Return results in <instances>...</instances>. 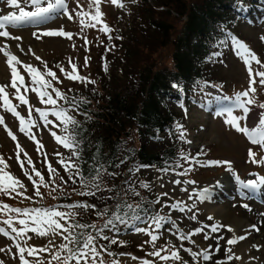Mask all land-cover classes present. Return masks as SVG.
I'll use <instances>...</instances> for the list:
<instances>
[{
	"label": "rangeland",
	"instance_id": "1",
	"mask_svg": "<svg viewBox=\"0 0 264 264\" xmlns=\"http://www.w3.org/2000/svg\"><path fill=\"white\" fill-rule=\"evenodd\" d=\"M66 2L69 5V11L72 12L74 16L73 20L70 21L61 14L45 24L22 25L18 28H10V34L13 36H20L22 40L16 41L0 38V46L8 44V50L21 61L32 64L41 71L44 70L45 64L48 68L55 71L61 83L53 81V85L61 91L67 99L72 93L79 92V94H81L83 91H87L94 86L99 87L97 79L102 78L103 75L107 76L110 70L119 78L122 76L119 73L120 64L116 62L118 59L115 56L121 51L118 49L122 42L126 44L125 39L127 37L129 41L130 37L132 40L135 39L134 33L137 31V27L134 26L130 28L132 23L129 21L138 14V11L135 8L137 7V2L135 3L133 0H121L125 5L123 8L112 5L111 0H103L101 10L104 13V22L111 29L109 33L105 34L99 31L101 25H97L96 28H82L79 19L75 17V11L80 10V8H77V4H79L83 10L91 11L88 7L89 0H66ZM187 2L189 3V1ZM22 6H24L23 0ZM26 10L33 9L26 7ZM247 10H249L248 14L246 13ZM13 11L18 10L9 7L7 0H0V16L9 14ZM255 11L256 13L253 14L251 7L245 8V11L241 14V18L236 17L234 26L227 28L231 30V32H225L226 36L223 39L225 43L222 44L224 47L222 45L217 46L214 50V57L203 63L200 75L202 81H200L199 78V80L195 82L198 84L199 88L193 86L189 94L185 92L179 93V96L176 98L178 99V103L171 101L170 108L176 113L175 116L177 119V123L173 126L172 130L178 138L180 150L173 159V162L167 165V169H157L155 167L142 165L134 167L136 168L135 171L138 174L137 179L139 182L148 184V190L154 191L157 196L156 200H154L155 210L151 213L150 218L146 215L144 216L146 219L143 217L132 219L128 223H124L123 226L119 225L114 230L110 227L107 234L112 236V239L118 241L115 245L116 247L123 249L109 251L113 253V255H109L108 252L102 251L96 260V264H99L101 259L104 261V264L107 260L110 262L108 264H112L114 260L118 261L119 264H139L140 260H149L152 264H183V262H187V264H215L216 261H224L225 264H236L234 261L228 259L229 255L233 257L236 254V250L233 249L231 245L227 244V240L229 239L227 226L220 222L216 223L213 216L214 214L210 210L211 208L216 210L227 208L230 214L245 222L247 230L244 236L247 238L241 241H246L247 244H245V247H251L253 245L251 250L248 249V253L251 252V257L249 258L250 262L251 264H264L261 253L264 249V226L259 228V231L252 228L253 225H255L256 228H258L259 224L264 225V208L259 209L250 206L245 208L240 204L241 201H238L236 198L231 201L233 197L222 199L221 197H224L226 193L232 194L228 188L225 190L222 186H215L216 195L213 194V196H209V190L208 198L203 201L195 195V193L203 189H213V187H208V185H213L214 182L221 181L224 186H227L229 183H232V180H235L233 174L226 170V166H201L206 161H231L234 173L239 175L241 180L243 177L256 178L257 174H261V176L264 175V164H253L249 162L248 157L250 148L257 153V159L264 157V151H261L259 146L252 145L244 134L237 132L235 129L225 124V117L216 115L217 109H212L213 113H210L211 110L207 109L205 106L207 104L211 105L212 102L218 103L217 94L232 97L236 93L248 89L249 75L243 61L233 50V38L245 43L250 50L258 56L261 62L264 63V41L261 40V37L264 36V5L257 4ZM167 21L170 26H172V29L168 31L171 33L169 38L173 39L179 31L183 19L181 17L178 19L175 18L173 12L170 11ZM60 29L72 33L73 38L69 40L64 37L41 36L37 39L36 36L33 35V33L38 34L45 30ZM85 38L88 41L87 44H85ZM170 39L164 46H158L155 52L150 53L151 55L149 54V56H151L150 62L155 69L162 67H165L167 70L172 69L170 54L173 51V43L170 42ZM17 44H19V48ZM21 49H23V51H21ZM29 49H31V51H29ZM217 53H219V55H216ZM36 56H39L41 60H36ZM86 57L88 59L87 66H85ZM41 61L43 63H41ZM69 61H71V64L77 66L80 75L94 83H81L79 81L74 82L66 79L57 65L63 67L65 71L71 72L72 67ZM17 67L20 74L25 77V82L28 83V74L22 67ZM257 68L258 66L253 64V70L255 71ZM10 81L11 75L7 67L6 57L3 53H0V85H9L7 92L11 98L15 94V90L10 87ZM205 85H216L217 87ZM255 87L257 91L254 94V98L257 104L264 103V86H260L258 78ZM21 91L23 92V89ZM49 91L51 92V89H49ZM26 95L33 109L32 119L36 123V127L32 131L35 134L36 140L43 145L39 151H37L36 144L32 140L19 132V123L16 118L3 109H0V116L4 117L8 128L17 137L16 142L21 145L28 154V157L32 159L36 169L41 171L45 177L46 183H48V187H42L40 189L43 194V199L34 195L32 183L27 179L24 175V171H22L17 163L16 142L8 136L4 126L0 125V156H3L9 165L8 171L25 185L26 191L21 189L24 195L31 197V199H24L15 194H13V198L0 196V203H7L11 207L22 209L41 206L43 208L61 206L59 210L69 211L67 207L68 202L61 200L67 198L66 188H68L67 183L69 181V176H71V172L65 171L59 163L61 159L67 161L68 149L57 143L51 135L52 132H55L59 136H64L65 125L57 120L55 116L49 115L48 120L52 121V123L45 126L35 112V109H41L50 113L59 111L61 100L64 99L57 100V105L52 107L40 103L37 95L31 91L26 93ZM52 95L53 98H55V94L52 93ZM12 102L19 105V101L13 100ZM223 103L224 106L228 104L227 101H223ZM17 110L26 119L28 118L27 106L19 105ZM261 111L264 110L252 106L248 118L241 121V126H246L250 129L251 127L258 126L259 113ZM234 115L241 116L243 113L241 110L236 109L234 110ZM178 124L182 125L183 131L185 132L183 140L180 139L179 132L177 131ZM188 141H190V143ZM128 143H131L133 146L138 145L133 131L130 133ZM182 154L190 156L192 162L182 160ZM21 159L25 161L24 170L31 174V168L27 165L24 153H21ZM197 161L199 163H197ZM47 163H50L52 167L56 169L57 174L52 178L49 177L46 166ZM186 168H190L191 171L186 175H177V173L183 172ZM176 180H180L182 183L177 185L174 183ZM187 181H194L195 183L189 184ZM53 188H55L56 191H52ZM184 189L187 190L185 191ZM234 197L243 200V203L247 205L249 204L244 197L240 198L236 195H234ZM157 200H159V203L156 202ZM177 201L184 205L183 211L170 207V205L175 204ZM12 215L15 216V214ZM156 216L165 218L158 230L152 221V218ZM193 217H195V219H193ZM209 217H212V219H209ZM6 218L5 215L0 214V228L5 229L11 236L15 237L11 229L2 223ZM214 224H220L224 227H221L217 233H212L210 229ZM138 228H143L147 232H151L159 237L155 246L149 242L150 236L136 231ZM197 229H202V231L192 236L190 241H181L178 239L181 234L190 235ZM205 234L209 237L208 239H205ZM219 237H223V239H219V243H217ZM24 239H28L29 247L49 248L48 252L38 253L37 256H28L27 253H25V260L28 261V264H38L39 261H44V264H48L52 254L56 252L59 249V245L64 242L61 236L38 237L33 233H28V236ZM49 241L52 242L51 245H49ZM17 242L23 246V239L16 238L14 241L0 235V249L4 250L0 251V261H2L3 264H21L18 250L15 247V243ZM217 247H219L218 252L216 251ZM186 248L197 253L208 250L210 255L213 254L212 256H216L219 252L220 254L218 258L212 259L211 261L209 260L210 262L204 261L201 256H197V258L193 260L184 250ZM228 248H232L231 253H228ZM157 250L161 252V255L168 256L171 255V251H178L182 260L174 261L169 259L168 261H163L159 257L149 255V253ZM122 253L124 255H121ZM132 256L138 259L133 260L131 258ZM53 264H57V262L54 261ZM72 264H75V262H72ZM89 264H92L91 259H89Z\"/></svg>",
	"mask_w": 264,
	"mask_h": 264
},
{
	"label": "trees",
	"instance_id": "2",
	"mask_svg": "<svg viewBox=\"0 0 264 264\" xmlns=\"http://www.w3.org/2000/svg\"><path fill=\"white\" fill-rule=\"evenodd\" d=\"M136 2L138 14L129 21L132 23L130 28L137 27L135 39L130 37L129 41L127 37L126 44L122 42L118 49L121 51L115 56L118 59L116 62L120 64L119 73L122 76L119 78L110 70L107 76L103 75L97 79L99 87L94 86L81 94L72 93L60 103V107L67 110L78 122L75 129L68 125L69 130L65 131L64 136L72 134L80 142V158L76 160L68 150L67 160L71 159L79 164L89 182H93L94 169L102 165L104 170L101 186L105 189L96 197L78 195L79 192L89 191L90 188L82 187L79 177L71 172L72 179H69L66 188L67 198L61 201L68 202V205L90 203L94 204L97 210L107 208L108 215L104 218L98 217L92 209L68 208L77 214L74 222L95 224L97 228L102 227L113 215L118 203L131 204L136 208L135 213L123 207L120 209L121 215L128 213L127 221L132 220L134 215L151 216L155 210L154 200L157 196L154 191L140 187L142 182L137 179L138 174L134 167L142 165L163 169L173 162L180 145L172 130L177 119L176 113L170 108L171 101L174 102L179 93L189 94L193 86L198 87L195 82L200 78L203 63L214 57L217 46L225 43L222 33L224 28L233 27L235 24V9L240 11L245 5H264V0ZM170 11L175 18L183 19L173 39L169 38L171 33L168 32L172 29L167 21ZM169 39L173 43V51L170 54L172 69H155L149 54L155 52L158 46H164ZM173 84L179 85V88L173 87ZM80 101L86 102L72 111L73 103ZM132 131L136 136L137 146L128 143ZM72 180H76V183ZM130 188H135L139 195H134ZM101 197L105 199L102 200ZM123 224L117 222L115 229ZM110 227L105 230L104 235L112 239V236L107 234ZM81 231L95 235V230L91 228L76 230L77 234ZM97 245H106L108 253L123 249L99 239ZM108 263L109 260L105 262Z\"/></svg>",
	"mask_w": 264,
	"mask_h": 264
},
{
	"label": "snow or ice",
	"instance_id": "3",
	"mask_svg": "<svg viewBox=\"0 0 264 264\" xmlns=\"http://www.w3.org/2000/svg\"><path fill=\"white\" fill-rule=\"evenodd\" d=\"M103 0H89V9L91 11L83 10L79 4H77V8H80L79 11H75V17L79 19V23L82 28H96L97 25H101L99 31L107 34L111 31L110 27L104 22V13L101 10V4ZM135 2V0H133ZM7 4L9 7L17 9L18 11H13L9 14L0 16V38H5L7 40H22L20 36H13L10 34V28H18L22 25H41L46 22L56 18L58 15H63L67 17L68 20H73L74 16L72 12L69 11V5L66 0H23L24 6H22V0H7ZM111 4L123 8L125 5L121 2V0H111ZM26 7H30L33 10H26ZM37 39L41 36L43 37H64L69 40L73 38V34L60 30H45L40 33H33ZM111 38V37H109ZM261 40L264 41V36L261 37ZM88 41L85 38V44ZM19 48V44H17ZM232 47L235 51L236 55L243 61L246 70L249 75V86L248 89L242 92L236 93L234 96H223L217 97V100L227 101L228 104L220 110L216 112L217 116L225 117V124L229 125L237 132L244 134L250 141V143L254 146H259L261 151H264V111L259 113V123L258 126L251 127H242L241 121L246 120L252 110V106H256L261 110H264V103L257 104V101L254 98V94L257 89L255 85L257 84V78L260 86H264V63L258 58V56L250 50V48L243 42L238 39L233 38ZM9 45L4 44L0 46V53H3L6 57L7 67L10 70L11 81L10 87L15 90V94L10 98L7 88L9 85H0V109H3L5 112L10 113L14 118L17 119L19 123V132L23 133L26 137L32 140L37 147V151H39L43 145L36 140L35 134L32 131L36 127L35 121L32 119L33 109L30 105L29 99L26 95L29 91L35 93L40 101V103L45 105H50L55 107L57 105V100L66 99L64 94L59 91L53 85V81L56 83H61L57 73L45 64L44 70L41 71L39 68L33 66L32 64L25 63L21 61L16 55H14L11 51L8 50ZM23 51V49H21ZM31 51V49H29ZM216 55H219L217 53ZM36 60H41L39 56H36ZM41 63H43L41 61ZM71 64V61H69ZM88 64L87 57L85 58V66ZM253 64L258 66L257 70H253ZM17 66H20L24 69V71L28 74L29 82H25V77L20 74ZM60 69V72L64 74L66 79L72 80L74 82L79 81L81 83H94L93 81L83 77L79 74L77 66L75 64H71L72 71L67 72L63 67L57 65ZM50 78V79H48ZM210 87H217L216 85H205ZM173 87L179 88V85L173 84ZM222 87V86H219ZM23 89V92L21 91ZM51 89V92L49 91ZM52 93L55 94V98H53ZM19 101V105L27 106L28 108V118L26 119L21 113L17 110V104H14L12 101ZM75 101V98H74ZM86 101L74 102L72 111H75L80 107V104ZM239 109L242 111L243 115L237 116L234 115V110ZM35 112L40 117L41 121H43L44 125L47 126L51 124L52 121L48 120V116L52 115L57 118L61 123L65 125V131L67 132L68 125H71L74 129L78 127V122L68 114L67 110H59L53 112H47L41 109H35ZM0 125H3L5 131L8 136L14 141H17L16 135L8 128L5 123V119L3 116H0ZM177 131L179 132V137L181 140L184 139L185 132L183 131L182 125H177ZM51 135L54 137L57 143L62 145L64 148L68 149L72 156L79 160L80 158V142L73 136L72 134L66 136H59L55 132H52ZM190 143V141H188ZM21 153H24V156L27 161V165L31 168V174L24 170L25 161L21 159ZM249 162L253 164H264V157L257 159V153L252 150V148L248 151ZM181 159L186 162H192L190 156L181 155ZM16 160L22 171H24V175L27 179L32 183L34 195L36 197H40L43 199V194L41 192V188H47L48 183L45 181V177L41 173V171L37 170L32 159L28 157V154L24 151L21 145L16 142ZM61 167L67 172H73L74 175L79 177L81 180L82 187L90 188L89 191L79 192L78 195L87 196V197H96L100 191H104L102 188V171L103 166L96 167L94 169V175L92 176V181L89 182L85 179L84 174L82 172L81 166L77 163H74L71 159L64 160L61 159L59 161ZM197 163H199L197 161ZM47 170L49 173V177L52 178L56 175V169L52 167L50 163H47ZM179 166V165H178ZM201 166L207 167H219L226 166V170L231 172L234 176V179L238 185V189L243 196L245 192H256L262 186H264V176L257 177L253 180L244 181L241 180L239 175H236L232 169L231 161H206ZM9 165L5 161L3 156H0V196L13 198V194L16 196L23 197L24 199H31V197H27L24 195V192L21 189L26 191V187L21 180L16 178L13 174L8 171ZM190 168L184 169L183 172L177 173V175H186ZM109 175H114L109 173ZM38 179H35V178ZM69 179H72V176H69ZM73 183H76V180H72ZM175 184L179 185L182 183L180 180L174 181ZM189 184L195 183L194 181H187ZM141 188L148 189L149 185L146 183L140 184ZM130 191L133 192L134 195H139V192L135 191V188H130ZM185 191L187 189H184ZM52 191H56L55 188ZM209 189H203L200 192L195 193V195L201 200H205L208 198ZM110 199L111 197H107ZM101 199H105V197H101ZM159 203V200L156 201ZM61 206H57L55 208H18L11 207L7 203H0V214L5 215L7 218L2 221L3 224L7 225L11 232L15 234V237L11 236L8 231L3 228H0V235L8 237L9 239L16 240V238L23 239V246L20 243H15V247L18 250L19 258L21 260V264H28V261L25 260V253L28 256H37L38 253L48 252V247H29L28 239H24L28 236V233H33L38 237H47V236H61L63 239V243L59 245V249L54 252L51 256V260L48 261V264H53V262H57V264H89V259H91L92 264H96L97 258L100 256V253L107 252L108 247L106 245H100L98 247L97 240H105L109 241L110 245H116L118 241L116 239H110L107 235H104L106 229H115V225L117 222L119 223H127L128 213L125 212L123 215L120 214V209L126 208L129 211L135 213L136 208L131 205L124 203L123 205L117 204V210L113 213V215L106 220L104 225L100 228H97L95 224H82L75 221L76 213L72 211H61L59 210ZM69 209H92L96 211V215L100 218H104L108 215V209L105 208L103 210H97L94 204L90 203H76L67 205ZM171 208L183 211L184 205H182L179 201L175 204L170 205ZM243 207L248 208V205L245 204ZM12 214H15L13 216ZM132 219H139V216H132ZM195 219V217H193ZM212 219V217H209ZM165 220L164 217L156 216L152 218L153 223L155 224L156 229L158 230L161 227V223ZM18 225V226H15ZM224 227L220 224H214L211 226V232L217 233L218 230ZM95 230V235L81 231L77 234L76 230H87V229ZM254 230L259 231L255 225L252 226ZM138 233H144L150 236V243L155 246L156 241L159 239L157 235L152 234L151 232H147L143 228L136 229ZM202 229H197L195 232L190 235L181 234L178 239L181 241H190L191 237L200 233ZM227 231L229 233H233L234 229L232 227H227ZM209 237L205 234V239ZM246 236L233 237L227 240L228 245H236L239 241L246 239ZM219 239H223V237H219L217 243H219ZM51 241H49V245H51ZM123 246V245H121ZM255 247V246H254ZM193 260L197 258V256H201L204 261H209L212 259L208 250H203L199 253L192 251L191 249H184ZM0 251H4L0 249ZM216 251H219V247L216 248ZM228 253L232 252V248L227 249ZM63 254V255H62ZM109 255H113V253L109 252ZM121 255H124L123 253ZM149 255L154 257H159L163 261H168L169 259L174 261H181L182 258L178 251H171V255H161L160 251H153L149 253ZM133 260H137L138 258L135 256L131 257ZM233 257L229 255L228 259L231 260ZM241 257L236 256L235 259H240ZM0 264H3L0 261ZM38 264H44V261H39ZM99 264H104V261L101 259ZM112 264H119L118 261H112ZM139 264H152L149 260H140ZM183 264H187V262H183ZM215 264H225L224 261H216Z\"/></svg>",
	"mask_w": 264,
	"mask_h": 264
},
{
	"label": "bare ground",
	"instance_id": "4",
	"mask_svg": "<svg viewBox=\"0 0 264 264\" xmlns=\"http://www.w3.org/2000/svg\"><path fill=\"white\" fill-rule=\"evenodd\" d=\"M225 190H227V187L225 188ZM260 202L261 199L259 198ZM211 208V207H210ZM211 212L214 214V218L216 220V223L220 222L222 224H225L227 227H232L234 229L233 233H229V239L233 238V237H239V236H244L246 230H247V226L245 225V222L242 219H237L234 215L230 214L229 209L227 208H222V209H210ZM253 212V211H251ZM259 224V223H258ZM257 224V225H258ZM264 225L259 224L258 228L263 227ZM254 236V235H253ZM246 241H239V243H237L236 245H231L233 249L236 250V254L233 256V259H231V261H234L236 264H251L250 262V253H248V249L251 250V248L253 247V245L250 247L246 246L245 247ZM262 249V248H261ZM262 253V257L264 259V249L261 251ZM220 254V252H219ZM219 254H217L216 256H212V259L218 258ZM239 256L241 257L240 259H235L234 257ZM211 259V260H212ZM210 260V261H211ZM209 261V262H210Z\"/></svg>",
	"mask_w": 264,
	"mask_h": 264
}]
</instances>
